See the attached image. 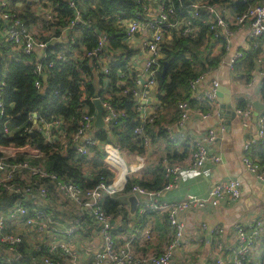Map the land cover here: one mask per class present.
<instances>
[{"label": "built area", "instance_id": "1", "mask_svg": "<svg viewBox=\"0 0 264 264\" xmlns=\"http://www.w3.org/2000/svg\"><path fill=\"white\" fill-rule=\"evenodd\" d=\"M28 1L32 3V0ZM33 1L46 5L40 20L41 24L45 25L41 27L47 33L37 32V29L32 27L34 23H25L19 11L22 1L13 4V0H0V43H9L13 53H22L35 60L33 72L38 78L35 79L34 85L42 90L40 79L44 78L50 69L59 70L63 67L69 60L65 45L69 40L73 44L81 29L89 25V22L79 8L80 0ZM177 1L178 6L174 0H136L140 9L135 10L133 16H117L116 24L124 33L122 43L125 47L111 49L106 32L95 29V46L87 49L83 45L75 48L71 55V59H86L91 73L100 78V81L102 79L98 84L97 94L90 100L93 102L99 99L101 102L104 127H110L109 129L118 127L121 120L127 117L125 108L115 106L108 100L110 75L116 73V86L122 88L121 94H129L134 100V111L140 119H134L136 124L133 135L143 149L150 144L145 126L155 127L154 124L162 113L156 89L157 74L161 71L165 57L163 45H170L173 37H196L203 23L207 25L210 36L204 39L202 48L212 51L215 47L221 48L224 56L227 54L228 68L231 70L246 52H255L264 47V0H186L184 3L182 0ZM60 2H64L71 10V16L56 35L54 25H57L55 22L60 16ZM238 34L241 37L235 42L233 38ZM46 36L49 38H44ZM119 64H122V67ZM205 73L190 81L189 99H194L199 104L205 103L209 109L205 111L192 107L189 99L178 101V120L172 125H164L169 139L182 135L179 132L185 128L193 114L205 120L218 110L216 91L219 81L212 79L208 88H198L206 78ZM262 77L264 58L259 56L256 57L255 67L245 84L251 87ZM6 87V81L0 76V129L4 135L11 137L17 129H12L13 116L7 113L3 102ZM81 89L84 87L81 86ZM149 109H152V112L147 114ZM232 112L248 121L252 110L248 105L235 107ZM95 114L96 109L91 111L89 106L83 105L75 131L66 135V125L62 118L54 117L47 122L36 111H32L28 114V119L34 125L25 127L23 131L29 135L37 132L45 143L55 147L57 153L66 155L69 149L73 150L77 157H81V160L76 162L77 166L87 175L92 171L93 161L96 159L95 152L99 148L98 150L105 153L101 159L102 164L112 174L115 173L110 183L106 182L104 176H100L96 186L82 188L71 178L49 172L43 164L33 162L41 152L36 147H31L28 139L27 143L21 146L13 143L0 144V195L13 198L9 206L0 207V264H12L24 258V246L32 250L27 254L31 264H170L175 249L190 241L185 237V223L179 219L180 213L192 208L202 209L207 205L215 207L222 199L241 198V181L239 178H229L212 185L204 197L190 194L180 201L166 202L161 196L177 186L183 167L163 157L161 165L167 180L163 188L149 190L134 184L128 194L147 197V200L139 205L137 213L142 215L147 210L162 213L167 219L168 235L161 253L136 252L133 247L136 232L130 230L125 240L119 241L114 226L115 218L108 215L100 204L104 196H114L122 191L127 178H132L129 174L135 173L139 167L126 166L123 185L114 186L116 171L108 160L109 149L114 148L122 159L123 157L117 146L99 142L95 138ZM255 126V132L245 140L242 162L245 169L264 184V164L246 154L251 146L264 143V111L256 118ZM223 129V124L218 123L207 128L198 138L189 141L187 168L199 170L206 162H221L220 156L211 154L209 147L217 141L219 132ZM6 151H9L7 157L2 154ZM23 154L26 157L19 159L18 156ZM88 228L96 230L102 240L100 249L91 252L86 260L79 256L70 239L83 233L94 241L87 231ZM213 230L221 235L224 228ZM146 233L149 238L148 231ZM232 237L233 245L228 256L221 253L204 264H248L256 256V242L264 237V218L250 219L247 224L235 221L232 223ZM87 249L92 251L90 247Z\"/></svg>", "mask_w": 264, "mask_h": 264}, {"label": "trees", "instance_id": "2", "mask_svg": "<svg viewBox=\"0 0 264 264\" xmlns=\"http://www.w3.org/2000/svg\"><path fill=\"white\" fill-rule=\"evenodd\" d=\"M18 1L13 0V4ZM182 1L184 3L186 0ZM174 2L178 6V1L174 0ZM31 5L32 3H29L28 0H22L19 8L21 17L27 25L33 24L38 20L37 15L31 9ZM60 5V16L58 17L57 25H55L56 35L59 34L58 32L66 25L68 17L70 18L71 16V10L67 8L65 3L60 2ZM79 8L82 10L83 17L88 19L89 25L81 29L73 44L69 40L65 45L64 48L69 60L65 62L63 67L59 70L50 69L44 78H39L42 90L37 89L34 85L35 79L38 78L33 72L35 60L22 53H13L9 43H0V76L4 78L7 86L4 91L3 102L7 113L13 116L11 119L12 129H17L11 137L4 135L0 129V144L9 145L13 143L21 146L26 144L28 139L30 146L36 147L41 152L40 156L32 160L33 162L41 163L47 171L56 173L61 177L71 178L82 188L88 189L98 184L100 176H104L107 183L111 182L113 174L101 162L105 154L104 151L98 150L99 148L96 149V159L93 161L92 171L90 175H87L77 166L76 162H79L81 157H77L73 150L69 149L66 155L57 153L55 147L45 143L43 137L37 132L29 135L23 131L25 127L34 125L28 119V114L32 111H36L47 122L54 117L62 118L66 125V135H70L75 131L83 105L89 106L90 110L94 111L95 106L90 98L97 94L98 84L102 79L100 81V78L91 73L86 59H71L73 50L83 45L87 49L93 48L96 43V38L94 37L95 29L106 32L111 49L125 47V44L122 43L124 33L116 24L117 16H133L135 10H139L140 6H137L136 0H80ZM207 36H210L208 27L201 23V30L196 37H173L170 45L162 46L165 57L162 60L161 71L164 61H167V68L164 74L161 71L157 74L158 92L156 97L162 105V113L164 110L170 111V117L163 118L161 113L154 125L160 127L159 130L165 135L164 126L160 124L172 125L178 120L179 111L176 105L180 100L189 99L190 81L203 72L216 67L220 61L221 55L211 56L208 49L202 48L204 39ZM259 52L260 49L255 52H246L244 57L234 65L236 69H242L245 73L244 78L246 81L250 79V71L255 67L256 56H258ZM222 55L224 56L223 50ZM119 66L122 67V64H119ZM116 80L117 75L114 72L110 75L107 87V92L110 96L108 100L115 106L125 108L127 117L121 120V124L118 127L96 129L95 138L99 142L110 143L121 150L124 149L139 154L144 149L134 139L133 128L136 124L134 119L139 120L140 118L134 111L133 98L129 94H121L122 88L116 86ZM81 86L84 89H81ZM188 102L192 107H199L205 111L209 109L206 104H199L194 99H189ZM239 106L243 107V103L239 104ZM151 128L150 125H146L145 133L149 135L152 131ZM166 138L168 141L174 140L169 139L167 135ZM186 154L187 152L182 153L179 159L176 160L182 161ZM172 156L166 155L163 157H166L171 162L173 161ZM18 157L23 159L26 155H19ZM163 157L160 158L161 167L154 178H127L125 186L120 193L128 194L134 184L149 190L162 189L167 183L161 165ZM254 160H259L261 164H264V161L260 159ZM117 169L118 166H116V171ZM1 191L2 188L0 187V193ZM117 195L118 193L114 196H104L100 204L101 208L112 217L124 212L123 200L121 201V198ZM12 199V197L0 195V207L9 206ZM148 211L150 210H147L142 215L136 213L140 221L139 225L145 221L144 217L148 214ZM22 250L24 258L18 259L12 264H31L27 254L32 250L27 246H24ZM149 251L151 250L136 252L144 253Z\"/></svg>", "mask_w": 264, "mask_h": 264}, {"label": "crops", "instance_id": "3", "mask_svg": "<svg viewBox=\"0 0 264 264\" xmlns=\"http://www.w3.org/2000/svg\"><path fill=\"white\" fill-rule=\"evenodd\" d=\"M44 6L46 5L36 4L32 0L31 9L37 13L38 17L37 22L32 27L36 28L37 32L46 34L47 31L41 27L40 20L45 12ZM240 37L238 34L233 40L238 42ZM215 48L213 49L214 54L216 56L222 55L218 52L219 47ZM226 55L220 56V61L216 67L205 71L206 78L198 87L199 89L208 88L211 80L217 79L219 85L224 82V86L229 89V93L219 90L220 94L218 91V110L213 112L210 118L203 120L193 114L187 121L185 128L179 132L182 135L173 141H168L166 135L159 130L160 127H152L149 134L150 144L142 153L123 151L125 163L128 166L139 167L133 173L136 179L154 178L161 167L160 158L166 155H173L171 163L182 165L183 170L177 186L164 192L161 196L166 202L180 201L190 194L204 197L212 185L229 178H239L241 181L242 196L240 199H222L219 205L215 207L207 205L202 209L192 208L178 215L179 219L185 223V237L190 241L185 246L175 249L170 264H204L221 253L228 256L233 245L232 223L241 221L247 224L250 219L264 218V184L248 172L242 162L245 140L255 132L256 118L264 111V77L251 87H247L244 78L245 73L236 67L232 70L228 68ZM259 56L264 58V47L260 48L256 57ZM234 77H237L241 82L233 80ZM225 100L230 102V113L221 111V102ZM241 103H243V107L248 105L251 107L252 113L248 121L232 112L233 108H239ZM151 112L152 109L146 111L147 114ZM169 112L164 110L163 118H169ZM218 123H222L224 129L219 132V138L209 147V151L211 154L219 155L221 162L218 164L206 162L199 170L187 168V159L190 153L189 141L198 138L207 128L216 126ZM160 125L164 126L163 123ZM186 152V157L182 161L176 160L182 153ZM246 154L251 158L264 161V144L251 146ZM120 192H117V196L121 198V201L123 200L124 212L114 217L117 239L124 241L130 230H134L136 232L133 242L135 251L151 250L161 253L168 235L166 217L162 213L150 210L144 217L145 221L139 225L140 221L136 213L139 205L147 200V197L136 194H121ZM130 196L136 198L133 212L129 201ZM219 227L224 228L221 235L213 230ZM93 230L88 228L87 231L92 235L94 241L83 233L70 239V242L75 246L74 249L79 252L82 259L88 260L91 252L94 253L100 249L102 239L97 231ZM146 231H148L149 238ZM262 246L263 251L256 254L248 264H264V239ZM87 247H90L92 251L88 250Z\"/></svg>", "mask_w": 264, "mask_h": 264}, {"label": "water", "instance_id": "4", "mask_svg": "<svg viewBox=\"0 0 264 264\" xmlns=\"http://www.w3.org/2000/svg\"><path fill=\"white\" fill-rule=\"evenodd\" d=\"M166 68H167V61H164L163 68H162V71H161L162 74L165 73ZM221 83L222 84L219 85V87L217 88L216 94L219 95L218 94L219 90L220 91H226L227 93H229V89L226 86H224V84H223L224 82H221ZM220 94H221V92H220ZM93 103H94V106H95V109H96L94 127L96 129H101V128L104 127V122H103V119H102L103 107H102L101 102L99 101V99H95L93 101ZM230 107H231L230 106V102H226V100L221 102V107H220L221 111L226 112V113H230L231 112ZM135 199H136L135 196H130L129 197V201L131 203V211L132 212L135 210V208H134L135 207Z\"/></svg>", "mask_w": 264, "mask_h": 264}, {"label": "bare ground", "instance_id": "5", "mask_svg": "<svg viewBox=\"0 0 264 264\" xmlns=\"http://www.w3.org/2000/svg\"><path fill=\"white\" fill-rule=\"evenodd\" d=\"M108 160L110 161L115 171H116V166H118V169L116 171L115 180H114V186L120 187L121 185H123L124 180H125L126 165L123 159L119 156L118 152L114 148L109 149Z\"/></svg>", "mask_w": 264, "mask_h": 264}, {"label": "rangeland", "instance_id": "6", "mask_svg": "<svg viewBox=\"0 0 264 264\" xmlns=\"http://www.w3.org/2000/svg\"><path fill=\"white\" fill-rule=\"evenodd\" d=\"M22 1V0H21ZM37 4H38V2L37 1H35ZM57 23V21L55 22V24ZM42 25V24H41ZM55 26V25H54ZM42 27H45V25H42ZM54 34H56V33H54ZM44 38H49V36H46V37H44ZM65 49V48H64ZM208 52H209V54L211 55V56H216V54H214V52L212 51V50H208ZM220 54H222V50H221V48H219V51H218ZM221 57H223V55H221ZM233 80H235L236 82H241L237 77H234L233 78ZM205 104V103H204ZM104 128V127H103ZM125 152V150L124 149H120V154H121V156L125 159V156H124V152ZM130 152H132V151H130ZM3 154V156H5V157H7L8 155H9V151H6L5 153H2ZM127 163H129V162H127ZM126 166L128 167V164H126ZM113 175H115V173L113 174ZM132 178H134V174L133 173H131V174H129ZM264 238V237H263ZM263 238H261L258 242H256V254H259V252L261 251H263V246L261 247V245L263 244Z\"/></svg>", "mask_w": 264, "mask_h": 264}]
</instances>
